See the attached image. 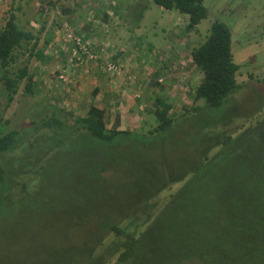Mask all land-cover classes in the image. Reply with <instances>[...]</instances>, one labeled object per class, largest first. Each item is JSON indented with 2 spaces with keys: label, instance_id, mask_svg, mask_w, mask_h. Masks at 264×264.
Listing matches in <instances>:
<instances>
[{
  "label": "rangeland",
  "instance_id": "rangeland-1",
  "mask_svg": "<svg viewBox=\"0 0 264 264\" xmlns=\"http://www.w3.org/2000/svg\"><path fill=\"white\" fill-rule=\"evenodd\" d=\"M204 5L208 17L188 30V15L167 11L152 0H59L47 11L42 0H0V29L14 12L20 27L39 38L35 50L33 42L18 50L17 61L11 65L12 73L27 65L39 92L27 94L24 80L11 104L7 92L0 98L1 134L17 132L14 144L19 145L0 154L8 173L7 184L0 188V264H96L92 260L109 253L106 248L114 241L112 234L98 249L93 248L87 259L81 256L83 249L78 245L97 229L95 214L109 210L103 199L107 191L108 201V190L98 186L92 194V185L86 182L76 188L77 179L69 178L74 172V157L66 152L68 139H56L57 132L68 130L93 105L105 110L108 129H113L112 122L119 114V130L142 136L158 126L155 113L159 99L172 106L169 116L179 120L154 136L148 157L138 152L142 150L139 143H130L129 152L116 150L110 157L105 153L100 156L106 162L100 164L97 176L104 184L111 181L115 199H119L125 178L137 173L143 183L146 178L154 181L160 172L166 173L165 163L170 167L179 163L180 173L187 174L184 182L172 184L152 200L160 214L190 180L189 164L201 159L205 162L201 155L207 153V163L220 173L222 158L230 154L229 165H252L259 170L257 179L248 181L250 190L238 195L241 220L230 224L262 228L264 176L259 175L264 169V0H205ZM216 21L225 23L232 32V53L240 65L239 89L222 107L195 113L193 108L203 109L205 102L194 101L203 74L194 65L192 51L206 40ZM66 33L80 37L91 56L77 61L71 43L65 41ZM47 38L50 42L46 46ZM38 50L44 52L42 57L32 56ZM109 63H115L120 71H109ZM52 117L64 128L58 131L43 125ZM34 127L38 130L33 132ZM198 129L208 152L200 150L195 135ZM192 134L195 147L190 142ZM226 136L236 138L232 151L225 146ZM58 143L65 148L53 152ZM77 143L79 150L85 149L84 141ZM158 185L148 183V193ZM125 206L116 202L115 209ZM72 211H77L79 221L70 220ZM192 211L197 212L198 207L193 206ZM173 220L168 228H161L163 238H152L154 244L162 245L160 257L171 262L188 254L185 260H196L189 247L203 243L197 235L209 223L198 221L196 233L193 227L187 230L179 218ZM148 226L123 228L129 236L133 230L143 232ZM183 240L188 247L176 253L171 246ZM117 257L111 255L103 263L116 264Z\"/></svg>",
  "mask_w": 264,
  "mask_h": 264
},
{
  "label": "trees",
  "instance_id": "trees-1",
  "mask_svg": "<svg viewBox=\"0 0 264 264\" xmlns=\"http://www.w3.org/2000/svg\"><path fill=\"white\" fill-rule=\"evenodd\" d=\"M152 1L167 11L175 10L188 15V30L198 27L208 17V9L204 5L205 0ZM38 41L39 38L32 31L21 28L17 23V16L10 13L5 26L0 29V83H2L0 98L4 91L7 92L8 104L14 101L19 86L24 80L26 81L25 92L27 94L35 96L39 92L34 75L29 73L27 65L19 68L14 73L11 70V65L17 61L18 50L29 46L32 42L33 50H35ZM49 42L50 39L47 38L46 46ZM43 53V51L38 50L32 56L40 58ZM192 58L195 67L203 74V79L195 91L194 101L196 103L199 101L205 102L203 109L195 107L193 111L196 113L201 110L222 107L224 101L239 89L237 73L240 65L235 62L232 53V32L230 28L223 22H214L206 40L192 51ZM158 104L159 107L155 113L158 126L149 131L146 136L130 130L108 129L106 112L96 105L90 107L85 117L75 119L68 130L57 132L56 139L60 137H63V140L68 139L66 142V149L68 150L66 152L74 157L72 164L74 172L72 174L69 172V178L77 179L75 181L76 188H79L85 182L90 183L92 187L89 188L93 194L98 186H105L109 195L107 201V191H105L103 198L107 202L106 205L109 210L95 214L98 223L97 229L92 231L78 245L83 249L81 256L83 254L87 259L88 255H92V249H98L104 238L112 234L114 241L106 248L109 253H102L104 257L92 260L94 263L100 264L111 255H118L116 264H194L195 261H199L201 264H264V216L261 217L262 228H252L245 224H230V222L241 220L242 213L238 195L250 190L248 181L257 179V173L259 172L257 167L245 166L244 164L229 165L227 162L230 157L229 154L223 158L220 157L222 158V169L219 173V169L215 171L211 164L207 163L209 157L207 153H203L201 157L203 156L206 161L201 162L202 159L194 161L197 164L196 167L194 163L189 164L191 172L188 173L192 174L190 180L180 191L173 195L167 208L161 210L160 214L156 213V205L152 200L172 184L184 182L187 176V174L180 173L177 161H175L178 163L176 167L173 165L170 167L168 163H165L166 173L160 172V176H156L154 181H149L146 178L145 183H143L142 179L136 177L137 173H134L131 178H125L127 182L120 186L119 199H115L111 181L106 180L108 183L104 184L99 180L97 174L100 164L106 162L100 157L103 153L110 157L111 151L123 150L129 152L128 146L130 143H139L142 150H138V152L142 153L144 157H148L150 147L156 140L154 136L163 134L173 127L175 122L179 121L169 116L172 109L171 105L160 99ZM43 125L55 127L58 131L64 128L63 123L56 117L45 121ZM3 128L0 119V130ZM36 130H38V127H34L33 132ZM15 134L17 132L3 135L0 131V154L17 149L19 145L15 146L14 144ZM198 134L199 129L195 135L197 141L199 139L200 150L208 152V146L204 144ZM204 138L207 140V136L204 135ZM208 139H210L209 135ZM235 140L236 138L232 136L225 137V146L231 151L235 149L231 148V144ZM77 141L86 143L84 150H79ZM190 142L195 147L193 134ZM201 146L204 148H201ZM63 148L65 147L58 143V146H54L52 150L54 152ZM98 157H100L101 162L98 161ZM182 162L185 163V159ZM211 173H214V176ZM7 176L8 173L0 162V188L3 187V184H7ZM259 176H264V169H262V174ZM150 182L153 185H156V183L160 185L156 186V190L148 193L147 184ZM116 202L126 205L125 208L115 209ZM73 203L74 201L71 200L70 204ZM193 206L198 207L197 212L192 211ZM76 212L72 211L70 213V220H80ZM204 212H207V214ZM90 213H87L85 218ZM178 218L181 220L182 225L187 227V230L194 228L193 230L196 233L195 224L198 221H201L204 225L209 223L197 235L199 239L203 240V243L189 247L193 251L192 255L196 258L194 261L185 260L188 255L185 254L183 257L178 255L176 260L169 262L166 258L160 257L162 245L154 244L152 240L154 237L163 238L161 228H168L171 225L170 223L174 221L173 219ZM123 225L149 226L145 228V230L148 229L146 232H144L145 230L143 232L133 230V233L128 236ZM187 247L188 243L185 240L171 246L176 253ZM89 264L91 263L89 262Z\"/></svg>",
  "mask_w": 264,
  "mask_h": 264
},
{
  "label": "built area",
  "instance_id": "built-area-1",
  "mask_svg": "<svg viewBox=\"0 0 264 264\" xmlns=\"http://www.w3.org/2000/svg\"><path fill=\"white\" fill-rule=\"evenodd\" d=\"M58 2L59 0H42V5L43 8L47 11L52 5L57 4ZM65 41L71 43L73 50L72 54L77 61H82V58L85 55L88 57L91 56L89 46L87 44H84L83 40L80 37H77L72 33H66ZM108 70L116 72L117 70L120 71V68L118 69V66L115 63H109ZM60 78L65 81L64 74H62Z\"/></svg>",
  "mask_w": 264,
  "mask_h": 264
},
{
  "label": "crops",
  "instance_id": "crops-1",
  "mask_svg": "<svg viewBox=\"0 0 264 264\" xmlns=\"http://www.w3.org/2000/svg\"><path fill=\"white\" fill-rule=\"evenodd\" d=\"M55 5V4H54ZM14 13V12H12ZM15 14V13H14ZM16 15V14H15ZM17 16V15H16ZM17 23H18V18H17ZM19 25V23H18ZM20 26V25H19ZM22 28V27H21ZM24 29V28H23ZM122 124V117L117 114L112 122V128H117L119 129L120 125Z\"/></svg>",
  "mask_w": 264,
  "mask_h": 264
}]
</instances>
